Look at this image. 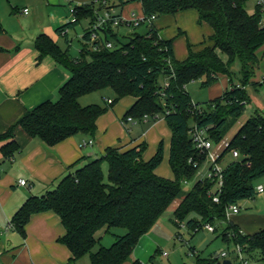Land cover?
<instances>
[{
  "label": "trees",
  "instance_id": "trees-1",
  "mask_svg": "<svg viewBox=\"0 0 264 264\" xmlns=\"http://www.w3.org/2000/svg\"><path fill=\"white\" fill-rule=\"evenodd\" d=\"M118 1L119 7L140 2L144 18L138 27L146 25L148 31L145 34L134 32L124 43L112 41L111 38H117L112 23L95 28L99 11L114 8L108 5V0L76 6L73 19L57 32L67 36L68 30L75 29L83 20L92 22L91 29L82 35L79 57H72L47 34H40L35 41L40 59L52 57L70 75L60 88L58 100L40 104L25 113L6 133L0 134V141L8 140L1 148L6 160L14 158L21 150L14 135L18 126L29 137L49 147L78 134L93 138L98 119L127 97H134L136 102L126 112L124 121L132 118L136 123L149 126L163 118L170 128L169 162L173 179L156 174L164 160L163 142L148 161L143 158L146 144L125 151L109 147L100 157L84 162L75 172L65 175L54 192L27 199L14 215L12 228L25 238V228L34 214L54 212L66 230L58 242L70 250V264H79L86 256L90 264H126L139 239L182 195L184 183L197 178L174 211L175 221L182 224L195 214L199 219H190L186 224L195 231L203 225L225 222L228 207L255 198L258 195L255 182L264 177V117L260 110L255 109L256 115L243 124L225 148V153L237 151L240 157L224 167V186L219 192L212 180L199 177L206 154L195 148L191 138V132L197 127L206 129L214 143L221 142L231 128L226 114L240 117L251 104L246 87L253 85L258 89L264 82V79L259 83L252 81L255 69L264 59V51L259 55L264 48V0H258L253 13L247 9L249 0ZM188 10L198 12L200 24L209 25L214 34L210 44L205 42L199 48L189 44L187 59L179 62L174 55L173 40L162 37L154 23L164 16ZM95 33L99 38L91 41ZM109 42L114 44L113 49L106 47ZM237 62L241 69L236 84L233 67ZM220 75L228 76L231 87L218 99L203 105L194 104L187 86L202 81L203 88H208ZM162 81H167L169 86L165 88ZM107 89L116 96L112 104L104 97L107 106L80 104L81 98ZM215 195L219 196V202L214 201ZM104 229L108 233L123 229L126 233L113 234L114 243L105 247L100 245L97 236ZM223 236L233 241L235 247L240 246L247 259L264 261V228L245 234L235 224H230ZM98 244V250L93 252ZM192 251L195 253L194 249ZM131 264L142 263L134 260ZM195 264L223 262L216 257L198 256Z\"/></svg>",
  "mask_w": 264,
  "mask_h": 264
},
{
  "label": "crops",
  "instance_id": "crops-1",
  "mask_svg": "<svg viewBox=\"0 0 264 264\" xmlns=\"http://www.w3.org/2000/svg\"><path fill=\"white\" fill-rule=\"evenodd\" d=\"M12 1L14 7L10 13L0 10V24L3 28L0 32V134L6 133L25 113L33 111L40 104L58 100L60 88L70 75L52 57L40 59L35 41L44 33L58 44L53 29L57 31L60 26L73 19L70 10V15L67 14L65 6H81L94 0H41V7H37L44 12V19L39 18L27 6L19 7L22 1L25 3L28 0ZM138 3L140 7L137 9L129 4L110 10L123 19H130L133 16L130 14L137 10L144 17L142 4ZM25 9H28L27 14L24 13ZM126 9L128 10L125 12ZM88 21L92 25L89 19ZM175 22L181 26H175ZM154 25L162 37L173 40L174 55L179 62L187 59L189 44L199 48L203 43L209 42L214 34L209 25L200 24L199 14L195 10L164 16ZM249 86L245 90L251 99L250 107L254 110L262 109L263 97L255 87L252 94ZM230 87L228 76L220 75L218 81L208 87L212 91V97H215L211 101L220 98ZM131 98L133 99L126 102L125 107L109 110L98 119L93 138L78 134L55 147H49L29 137L18 126L14 135L21 150L8 160L3 158L1 152L8 140L0 141V264H70V250L58 242L66 234V230L54 212L34 214L25 228V238L12 228L11 221L27 199L46 195L65 175L75 172L79 165L100 157L109 147L125 151L141 144L147 145L143 158L148 161L157 152L161 142L164 143V157L169 148L170 159L172 132L163 118L149 126L147 123L122 124L126 112L136 102L134 97ZM90 140L93 141L92 145L82 146ZM161 166L156 174L173 179L170 162L171 175L159 174ZM21 180H25L28 185L21 186ZM254 222L259 224L264 221ZM233 223L245 234H254L264 228L262 226L259 230L246 232L242 228L246 220L236 219ZM83 260L79 264H83Z\"/></svg>",
  "mask_w": 264,
  "mask_h": 264
},
{
  "label": "rangeland",
  "instance_id": "rangeland-1",
  "mask_svg": "<svg viewBox=\"0 0 264 264\" xmlns=\"http://www.w3.org/2000/svg\"><path fill=\"white\" fill-rule=\"evenodd\" d=\"M258 0H249L247 9L250 13L255 11ZM108 5L110 7L118 8L119 1L118 0H108ZM41 0H28V2L23 3V1L19 4V7L27 6L29 7L33 13L38 14L39 18L44 19V12L42 10H38V7H41ZM133 7L136 9L140 7L138 2L132 3ZM38 6V7H37ZM12 7H14V3L12 0H0V10L9 13L12 11ZM67 9V14H69L70 8L65 6ZM128 9L125 10V12ZM100 16L105 15V11H99ZM70 15V14H69ZM133 15L132 13L130 16ZM134 18H142L140 12H135ZM184 22H186L184 20ZM192 23V21H191ZM179 23L175 22V26ZM59 25H57L58 27ZM193 26V24H191ZM91 23L88 20H83L75 29L68 30V35L65 36L64 33H58L55 28L54 34L56 39L58 40L59 46L64 50L68 51L69 54L76 58L81 55V41L82 35L86 30L91 29ZM113 31L117 34V38H111L112 41L117 42H127V38L133 36L132 33L137 32L140 34H145L148 31V27L146 25L140 27H128L125 26H113ZM264 48L259 52V55L262 56ZM225 58V56L223 55ZM240 69L241 64L237 62L233 67V76L234 83L239 82L240 77ZM264 79V59L260 63V65L255 69V74L252 79L254 82H262ZM254 89L253 85L249 86V90L252 93ZM187 90L190 93L192 101L194 104L203 105L209 101H211L213 94L211 93V89L203 88L202 81L192 82L187 86ZM257 93L260 94L264 99V82L261 86L258 87ZM253 94V93H252ZM104 98H110L115 100L116 96L114 92L110 89H107L102 92H97L85 96L80 99V104L82 106H88L92 104H99L102 106H107ZM131 97L127 99H122L117 102L113 107H110V110L123 108L125 107V103L129 102ZM261 114L264 117V107L260 109ZM256 115V110L250 107V104L246 107L243 114L240 117H231L226 114L227 121L230 123L231 128L227 133L226 137L219 143H216L217 146H226V143L235 136V134L239 131V129L245 124V122ZM168 127V126H167ZM169 129V128H168ZM136 130V129H135ZM220 151V150H219ZM222 152L224 155L223 161L219 162L222 167H225L229 162L233 160L232 153ZM221 153V151H220ZM221 155V156H222ZM154 155H152L153 157ZM151 157V158H152ZM210 168V163L206 161L202 165L199 170V177H202L204 174L208 172ZM105 169H107V165H105ZM159 174L162 175H171V169L169 166V148L166 149L164 162L161 168L158 170ZM197 178L192 182H187L183 184V193L182 195L172 204V206L168 209V211L158 220V222L150 229V231L143 235L139 239V243L133 251L132 256L126 262V264H131L134 260L139 259L142 264H195L197 257L201 256L202 258H211L221 255L222 253H228L229 257L227 260H231L234 264H240L239 260L236 257L235 252V244L233 241H227L223 234L228 230V225L234 224L233 221L236 219H244L246 223L242 226L243 230L246 232H252L255 230H259L260 227L264 226V194H258L253 199L245 200L239 203L241 208L240 214L228 216L225 214V222H216L214 227L217 228L216 232H208L205 229V226L198 231L190 230L186 224L190 219H199V217L195 214H191L189 218L184 222L177 224L175 221L174 211L178 207L179 203L185 197V195L192 190L193 186L196 183ZM260 187H264V177L258 179L255 182V188L258 190ZM49 191V190H48ZM256 220H260L263 223L257 224ZM253 221V222H252ZM126 233L123 229H114L110 233L103 230L98 235L100 238V245H104L105 247H110L115 239L113 234L124 235ZM2 246V245H0ZM99 244L95 247L93 252L98 250ZM7 248V246H6ZM192 249L195 250L193 253ZM164 253H167V256H164ZM152 257V258H151ZM83 264H90L89 256L83 258ZM221 262H224L225 259L220 258ZM252 263H260L264 264V261H256L254 259L250 260Z\"/></svg>",
  "mask_w": 264,
  "mask_h": 264
},
{
  "label": "built area",
  "instance_id": "built-area-1",
  "mask_svg": "<svg viewBox=\"0 0 264 264\" xmlns=\"http://www.w3.org/2000/svg\"><path fill=\"white\" fill-rule=\"evenodd\" d=\"M105 15L104 16H99L95 25L96 29H99L101 27H104L106 25H108L109 23H112L113 26H120L121 24H125L128 27H138L141 20H143L144 17L142 18H134L131 17L130 19H123V18H116L115 14L113 12H111V10L109 11H105ZM24 13H28V9H25ZM70 14L72 15V17H74L75 14V7L70 6ZM134 16V14H133ZM155 19V18H153ZM99 31V30H98ZM98 37V33H95L94 35H92V39L91 41H95L97 40ZM106 47L108 49H113L114 44L112 42H109L106 44ZM95 49L97 50L98 47H95ZM163 86L166 88L169 86V83L166 81H164ZM108 104H112L113 100L112 99H107ZM135 124V120H133L132 118H128L127 121L122 120V124ZM191 138L194 142L195 148L199 151H201L202 153L206 154V159L207 162L210 163V168L208 169V172L206 174H204L202 176V178H208L210 180H212L215 185H216V189L219 191L222 190L223 186H224V177H223V171H224V167H222L219 163V159L222 155V152H224L225 148L228 146V143L225 142L226 146H217L216 143H214L209 137H208V133L206 129H198L197 127L194 128V130L191 132ZM93 141L90 140L88 143L84 142L82 146H87V145H92ZM221 153H220V151ZM232 158L237 160L240 157V154L237 151H233L231 153ZM20 185L21 186H27V182L25 180H21L20 181ZM258 194H264V187H260L257 190ZM214 201L215 202H219V196L215 195L214 196ZM241 212V208L238 204L235 205H231L228 207L227 209V215L228 216H233V215H237L240 214ZM205 229L208 232H215V227L212 226L211 224H207L205 225ZM195 231H198L195 230ZM235 252H236V257L239 260L240 264H260L258 262L256 263H252L249 259H247L245 257V254L243 253V250L241 249L240 246H236L235 247ZM167 253H164V256H167ZM228 253H222L221 255L216 256V258H223L225 260H227L228 258Z\"/></svg>",
  "mask_w": 264,
  "mask_h": 264
},
{
  "label": "water",
  "instance_id": "water-1",
  "mask_svg": "<svg viewBox=\"0 0 264 264\" xmlns=\"http://www.w3.org/2000/svg\"><path fill=\"white\" fill-rule=\"evenodd\" d=\"M56 190V187H52L51 189H49L48 193H52ZM223 264H232V262L230 260H225L223 262Z\"/></svg>",
  "mask_w": 264,
  "mask_h": 264
}]
</instances>
